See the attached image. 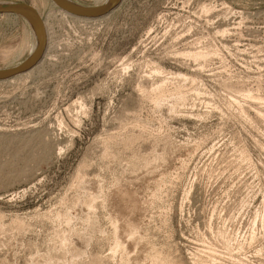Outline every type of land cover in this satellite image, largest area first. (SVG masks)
Returning a JSON list of instances; mask_svg holds the SVG:
<instances>
[{"label":"rangeland","instance_id":"obj_1","mask_svg":"<svg viewBox=\"0 0 264 264\" xmlns=\"http://www.w3.org/2000/svg\"><path fill=\"white\" fill-rule=\"evenodd\" d=\"M5 3L36 6L48 52L0 83V264H264V0H123L97 23ZM36 46L0 15V70Z\"/></svg>","mask_w":264,"mask_h":264},{"label":"water","instance_id":"obj_2","mask_svg":"<svg viewBox=\"0 0 264 264\" xmlns=\"http://www.w3.org/2000/svg\"><path fill=\"white\" fill-rule=\"evenodd\" d=\"M50 1L73 17L85 20H97L114 13L123 0H108L104 5L97 7H83L72 3L70 0ZM0 15H14L23 18L30 25L37 37L36 49L25 62L11 69L0 70V83H2L21 77L35 69L45 55L47 40L43 22L37 11L32 7L17 3L0 4Z\"/></svg>","mask_w":264,"mask_h":264},{"label":"bare ground","instance_id":"obj_3","mask_svg":"<svg viewBox=\"0 0 264 264\" xmlns=\"http://www.w3.org/2000/svg\"><path fill=\"white\" fill-rule=\"evenodd\" d=\"M71 1V0H70ZM99 2H98V5L97 6H102V5H104L108 0H98ZM72 3H74L73 1H72ZM74 4H76V3H74ZM37 5V4H36ZM53 5H55V4H53ZM76 5H78V4H76ZM56 6V5H55ZM54 6V7H55ZM32 8L34 9V10H36L37 8H36V6H33L32 5ZM55 8H57V9H59L57 6L55 7ZM59 10H61V9H59ZM37 11V10H36ZM61 12H63V13H65L64 15L65 16H70V17H73V16H71V15H69V14H67L66 12H64L63 10H61ZM110 16V15H109ZM109 16H107V17H104V18H101V19H97V20H85V19H81V18H77V17H73V18H75V19H79V20H84V21H89V22H99V21H103V20H106ZM18 17V16H17ZM41 18V17H40ZM43 22V21H42ZM43 26H44V30H45V36H46V40H47V29H46V26H45V23H43ZM35 39V38H34ZM36 39H37V37H36ZM47 47H46V51H45V55H44V58H45V56H47ZM187 54V53H186ZM190 55V54H189ZM188 55V56H189ZM196 55V54H195ZM21 56V55H20ZM199 56V53H198V55H196V57H198ZM42 62H40V64H41ZM12 64V63H11ZM40 64L35 68V69H33L32 71H30L29 73H27V74H25V75H23V76H21V77H18V78H16V79H13V80H11V81H8V82H13V81H15V80H17V79H20V78H23V77H26V76H29L30 74H32V72H34L39 66H40ZM2 83H7V82H2ZM161 93V92H160ZM164 93V92H163ZM162 93V94H163ZM159 96H161V95H159ZM158 96V98H160ZM178 96V95H177ZM161 99H162V97H161ZM181 99V98H180ZM183 99V98H182ZM159 101H160V99H159ZM158 101V102H159ZM161 158V157H160ZM162 158H163V156H162ZM156 183V182H155ZM125 191V190H124ZM127 191V190H126ZM120 192H121V190H120ZM120 192H118V190H117V195H118V193L120 194ZM132 192H130V194H131ZM123 194V193H122ZM129 194V195H130ZM133 194V193H132ZM128 195V196H129ZM135 195V194H134ZM124 196H127V192H126V194L124 195ZM124 196H123V198H124ZM127 196V197H128ZM131 196H133V195H131ZM131 196H130V198H131ZM120 199H123L122 198V195H120ZM118 198H119V196H118ZM133 198V197H132ZM136 200L135 201H138V197L136 196ZM157 198V197H156ZM119 199V200H120ZM124 199H126V198H124ZM123 199V200H124ZM123 200H121V201H123ZM116 201H118V200H116ZM125 201V200H124ZM123 201V202H124ZM130 201H132L131 199H130ZM135 201H132L131 203L130 202H128V203H130V204H126V213H125V216H123L122 215V219H124V221H122V222H120V219H118L119 217H116V218H114V228H115V236H116V238H117V247H121V246H123L124 244V242H120V230H122V232H123V235H125V237H127L128 239L129 238H134V237H136V234L138 233V230L140 229V224H141V220L139 219V217H141L142 216V214H144L143 212H144V210L146 211V206H143L142 204H139L138 202H135ZM126 202V201H125ZM124 202V203H125ZM121 203V202H120ZM120 203H118L119 205H120ZM123 203V204H124ZM141 203V202H140ZM116 204H117V202H116ZM118 205V206H119ZM125 206V205H124ZM121 208V207H120ZM122 209H124L123 207H122ZM119 211H122V210H119ZM122 213H124V212H122ZM121 213V214H122ZM120 214V215H121ZM138 215H139V217H138ZM2 229V228H1ZM0 229V230H1ZM140 231V230H139ZM135 241H137V240H135ZM133 242V241H132ZM123 244V245H122ZM121 248H123V247H121ZM120 248V249H121ZM145 251V250H144ZM137 252V251H136ZM152 257V256H151ZM148 258H150V257H148ZM156 258H158L157 256H156ZM140 259V258H139ZM138 260V259H137ZM146 260V259H145ZM157 260V259H156ZM156 260L154 259V257H153V259L151 258V261H152V264H154V262H156ZM145 262V261H144ZM161 262V261H160ZM160 262H159V264H160ZM148 263V262H147ZM146 263V264H147ZM150 263V262H149ZM131 264V263H130ZM139 264H145V263H139ZM156 264H158V263H156ZM166 264V263H165Z\"/></svg>","mask_w":264,"mask_h":264}]
</instances>
